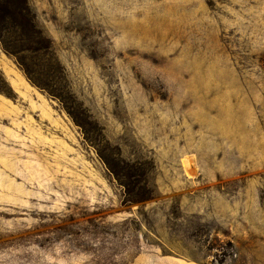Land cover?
Listing matches in <instances>:
<instances>
[{"label": "rangeland", "instance_id": "rangeland-1", "mask_svg": "<svg viewBox=\"0 0 264 264\" xmlns=\"http://www.w3.org/2000/svg\"><path fill=\"white\" fill-rule=\"evenodd\" d=\"M0 264H264V0H0Z\"/></svg>", "mask_w": 264, "mask_h": 264}]
</instances>
